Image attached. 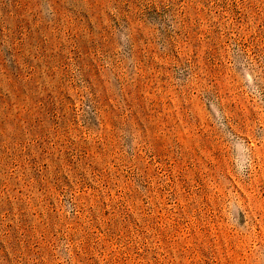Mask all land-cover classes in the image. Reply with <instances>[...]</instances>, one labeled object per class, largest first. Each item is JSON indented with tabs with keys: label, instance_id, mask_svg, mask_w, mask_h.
Instances as JSON below:
<instances>
[{
	"label": "rangeland",
	"instance_id": "rangeland-1",
	"mask_svg": "<svg viewBox=\"0 0 264 264\" xmlns=\"http://www.w3.org/2000/svg\"><path fill=\"white\" fill-rule=\"evenodd\" d=\"M0 264H264V0H0Z\"/></svg>",
	"mask_w": 264,
	"mask_h": 264
}]
</instances>
